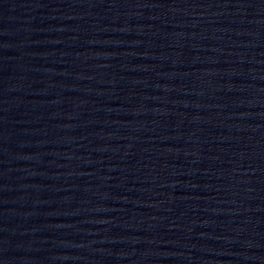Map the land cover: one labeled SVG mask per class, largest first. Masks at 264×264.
<instances>
[{
  "label": "water",
  "instance_id": "obj_1",
  "mask_svg": "<svg viewBox=\"0 0 264 264\" xmlns=\"http://www.w3.org/2000/svg\"><path fill=\"white\" fill-rule=\"evenodd\" d=\"M0 264H264V0H0Z\"/></svg>",
  "mask_w": 264,
  "mask_h": 264
}]
</instances>
